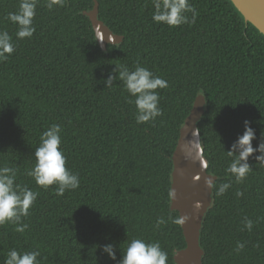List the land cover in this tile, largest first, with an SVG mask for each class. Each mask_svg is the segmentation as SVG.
I'll use <instances>...</instances> for the list:
<instances>
[{"label":"trees","instance_id":"obj_1","mask_svg":"<svg viewBox=\"0 0 264 264\" xmlns=\"http://www.w3.org/2000/svg\"><path fill=\"white\" fill-rule=\"evenodd\" d=\"M97 1L99 18L124 37L105 51L82 13L94 0H67L51 10L39 0L36 31L20 40L17 25L5 19L20 0H0V30L16 45L0 62V167L17 169L16 182L39 192L22 218L29 225L23 233L11 223L0 226V264L11 249H39L40 264H118L134 238L159 241L167 264H175L174 251L185 246L182 226L154 224L158 216H179L168 197L171 155L198 89L206 96L198 128L207 171L217 175V189L231 184L222 196L213 189L201 228L202 264H264V167L250 156L254 170L243 183L226 172L244 121L255 130L254 148L264 132V37L226 0H190L196 22L178 27L154 22L151 0ZM137 62L168 81L157 89L163 115L154 123H136L129 102L135 98L113 71H134ZM110 73L117 80L109 89ZM54 123L63 129L66 167L80 178L63 196L55 194L57 185L44 189L26 175L41 133ZM245 217L254 221L251 231ZM237 241L245 243L239 254ZM108 243L115 260L103 251Z\"/></svg>","mask_w":264,"mask_h":264},{"label":"clouds","instance_id":"obj_2","mask_svg":"<svg viewBox=\"0 0 264 264\" xmlns=\"http://www.w3.org/2000/svg\"><path fill=\"white\" fill-rule=\"evenodd\" d=\"M38 3L39 0H20L18 10L9 12L5 16L6 20L17 25L15 35L18 40L33 37L36 31L34 17ZM66 3L67 0H47L46 7L51 10L54 6L64 7ZM151 3L154 9L152 20L157 24L178 27L196 22L198 10L190 3V0H151ZM188 13H191V19H189ZM15 49L16 45L9 32L0 30V62L8 60ZM113 71L118 73L119 80L123 81L130 96L135 98L134 101L130 99L129 102L135 104L137 124L154 123L157 117L163 115V110L159 107L160 94L157 89L167 88L169 86L167 80L154 74L147 67L141 66L138 62L134 71H130L126 65H116ZM114 80H117V75L110 73L104 80L105 87L110 89ZM250 124L251 121H244V133L238 136L230 150L227 151V155L233 159L226 168V172L235 178L236 183H243L253 172L254 169L248 162L250 156H254L258 167H264V132L261 133L259 143L254 148L252 141L257 137ZM62 131L61 125L54 123L41 133L39 146L35 148L34 152L35 165L26 172L27 176L32 177L35 183L44 189H48L53 184L57 185L55 189L57 196H63L66 190H75L80 186L79 174L66 167L67 157L61 147ZM192 136H199V132L195 129ZM189 143L191 148L185 151V158L198 159L201 165L206 168L207 162L203 160L201 140H190ZM193 149L195 155H193ZM255 153H259V155H254ZM16 181L17 169L10 166L0 167V226L11 223L15 225L14 231L23 233L29 225L24 223L22 218L30 216V209L34 206L39 192ZM205 184L211 190L215 189L217 196L224 195L231 186L227 182L221 183L217 189L215 180L211 177L205 179ZM236 195L242 196L243 192L237 190ZM168 197L174 201L176 191L173 187L169 189ZM196 206H200L199 202ZM189 219L187 214L175 218L169 215L167 219L164 216H158L154 228L159 230L161 226L169 222L182 226ZM253 225V220L244 218V228L251 231ZM244 248L245 243L237 241L234 251L239 254ZM103 251L108 254L110 259H116L113 244L103 245ZM40 256L39 249L27 252L11 249L6 255L4 264H40L38 259ZM167 260L168 254L162 249L159 241L134 238L127 245L118 264H167Z\"/></svg>","mask_w":264,"mask_h":264},{"label":"water","instance_id":"obj_3","mask_svg":"<svg viewBox=\"0 0 264 264\" xmlns=\"http://www.w3.org/2000/svg\"><path fill=\"white\" fill-rule=\"evenodd\" d=\"M242 17L245 25L250 24L264 37V0H226ZM82 13L87 16L94 30L95 38L103 51L107 44H119L123 35L115 33L104 21L99 18L98 1ZM203 93V95H201ZM206 96L202 89H198L192 106L184 118L179 129V135L172 152L171 185L176 191V197L170 200V209L176 210L178 215L187 214L190 219L182 225L185 246L173 253L175 264H202L204 249L200 243L203 219L213 201V190L205 184V179H217V175L207 171L208 159L203 153V160L207 162L204 168L198 159L185 158V151L191 148L190 140L199 139L201 135L198 122L205 111ZM199 136L193 137L194 130ZM202 145V143H201ZM193 155L195 151L193 149ZM199 202L200 206L196 204Z\"/></svg>","mask_w":264,"mask_h":264}]
</instances>
